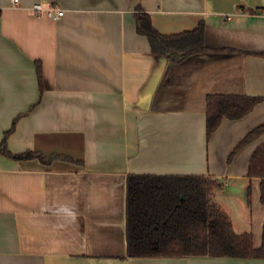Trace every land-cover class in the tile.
Returning a JSON list of instances; mask_svg holds the SVG:
<instances>
[{
	"label": "crops",
	"instance_id": "1",
	"mask_svg": "<svg viewBox=\"0 0 264 264\" xmlns=\"http://www.w3.org/2000/svg\"><path fill=\"white\" fill-rule=\"evenodd\" d=\"M61 8L55 20L32 6ZM140 7L161 34L204 23L209 52L172 63L136 31ZM264 0H0V264H264L226 256L129 257V175H205L234 232L261 244ZM40 64L41 77L36 72ZM208 94L263 99L206 138ZM250 187L249 203L247 190Z\"/></svg>",
	"mask_w": 264,
	"mask_h": 264
},
{
	"label": "trees",
	"instance_id": "2",
	"mask_svg": "<svg viewBox=\"0 0 264 264\" xmlns=\"http://www.w3.org/2000/svg\"><path fill=\"white\" fill-rule=\"evenodd\" d=\"M136 31L147 38L150 52L172 63L209 52H232L205 44L204 23L175 34H161L150 16L140 7L135 11ZM258 54L264 56V50ZM40 64L36 72L40 79ZM263 98L242 94H208L206 97V138L211 137L222 119L236 120L247 115ZM4 133L0 152L14 159L39 157L30 151L12 154ZM264 133V122L248 131L227 157L230 162L244 144ZM247 176L260 179V200L264 203V143L252 153ZM215 178L205 175H129L126 186L125 236L129 257L226 256L264 259V226L261 244L254 247L250 232H234L227 213L212 199L222 188ZM250 187L247 190L249 203Z\"/></svg>",
	"mask_w": 264,
	"mask_h": 264
},
{
	"label": "built area",
	"instance_id": "3",
	"mask_svg": "<svg viewBox=\"0 0 264 264\" xmlns=\"http://www.w3.org/2000/svg\"><path fill=\"white\" fill-rule=\"evenodd\" d=\"M10 2L12 5H15V4H17L18 0H10ZM32 10L36 15L44 13L47 16H49L50 18L55 19V20L62 17L63 13H64V11L59 7L49 6L47 8H43L40 3L33 4Z\"/></svg>",
	"mask_w": 264,
	"mask_h": 264
}]
</instances>
